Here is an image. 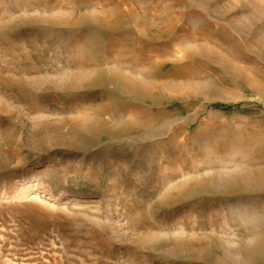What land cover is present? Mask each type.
I'll return each mask as SVG.
<instances>
[{"label": "rangeland", "instance_id": "obj_1", "mask_svg": "<svg viewBox=\"0 0 264 264\" xmlns=\"http://www.w3.org/2000/svg\"><path fill=\"white\" fill-rule=\"evenodd\" d=\"M264 0H0V264H264Z\"/></svg>", "mask_w": 264, "mask_h": 264}, {"label": "bare ground", "instance_id": "obj_2", "mask_svg": "<svg viewBox=\"0 0 264 264\" xmlns=\"http://www.w3.org/2000/svg\"><path fill=\"white\" fill-rule=\"evenodd\" d=\"M260 251H264V238L262 237L256 239L251 247L246 248V253L248 252L250 256Z\"/></svg>", "mask_w": 264, "mask_h": 264}]
</instances>
